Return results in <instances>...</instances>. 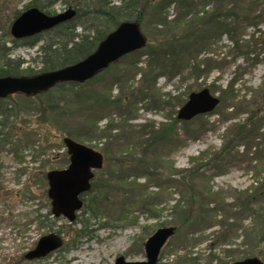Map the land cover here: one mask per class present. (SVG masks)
I'll return each mask as SVG.
<instances>
[{
	"label": "rangeland",
	"instance_id": "rangeland-1",
	"mask_svg": "<svg viewBox=\"0 0 264 264\" xmlns=\"http://www.w3.org/2000/svg\"><path fill=\"white\" fill-rule=\"evenodd\" d=\"M28 1L0 0V41L12 37L10 25L5 31L7 16L22 12ZM249 1L226 0L240 16L249 11ZM68 8L53 6L55 13ZM165 11L170 19L177 8L171 3ZM140 29L143 48L82 82L87 110L62 101L51 110L47 95L17 92L0 98V128L6 125L0 135V264H112L118 255L142 261L145 240L167 226L174 232L156 264H229L248 256L264 262V118L255 139L237 134L235 127L248 110L264 112V19L237 30V42L253 51L248 57L237 54L226 33L210 32L179 51L170 77L145 73L149 48L173 28L162 29L145 16ZM39 44L15 47L10 56L38 70ZM202 88L219 103L178 120L189 93ZM4 109L12 115L2 114ZM174 120L172 138L151 141ZM66 131L103 157L93 173L94 188L80 195L82 206L71 222L45 218L48 185L39 179L67 166ZM229 142L233 148L221 154ZM92 199L95 214L84 207ZM50 232L61 236L62 245L26 259L23 254Z\"/></svg>",
	"mask_w": 264,
	"mask_h": 264
},
{
	"label": "trees",
	"instance_id": "trees-1",
	"mask_svg": "<svg viewBox=\"0 0 264 264\" xmlns=\"http://www.w3.org/2000/svg\"><path fill=\"white\" fill-rule=\"evenodd\" d=\"M249 2V11L240 16V10L238 12V8L227 4L226 0H29L24 4L23 8L37 7L47 14H55L53 6L60 3L66 7H72L76 13L73 18L60 22L56 26L38 34L19 39L9 36L1 39L0 77H30L75 63L93 52L98 43L121 21L136 20L140 25L145 16L150 18L152 24L160 25L162 29L167 26L173 28V31H167L166 37L158 41L159 44L155 45L156 47L149 48L150 51L147 53L149 69L145 73L146 75L150 71V73L154 74V77L160 74H167L170 77L168 73L177 65L179 51L187 49L189 47L188 43L198 42L204 37H209L210 32L217 35L226 33L234 41V49L237 50V54L248 57L253 51L245 49L247 46L237 42L235 39L237 30L239 28L244 29L248 24L255 27L259 21L264 19V6H261L264 0H250ZM171 3L177 8V13L172 18L167 19L165 10ZM20 13L21 10L18 9L7 16L5 20L6 34L9 25ZM77 28H80V32H76ZM7 41L11 43L10 46H6L5 43ZM38 43L40 44L37 58H39L41 63L38 70L32 69L29 65L22 67L23 59L10 56L11 50L15 47H34ZM198 68L199 65L193 66V69ZM145 74L143 75V83L147 82ZM81 85L82 83L77 82H58L45 92L29 95H47L49 101L46 104L48 108L54 111H57L61 101L66 105L68 102H77L79 106L86 107L87 110L89 104L86 98L83 99L81 97L79 91ZM248 112L247 118L238 125L236 124L235 127L237 134L249 135L250 138L255 139L257 134H253V132L256 131L257 133L263 123L261 120L264 118V112L262 115L259 114L260 111L248 110ZM4 113L6 115L11 112L7 113V110L4 109L2 114ZM175 122L174 120L170 123L167 129H158V133L152 134L153 139L151 138V141L172 138L171 134L174 132L171 129H173ZM5 127L6 125H1L0 135L3 134ZM64 136L71 137V134L66 131ZM246 140L248 139L246 138ZM228 144L219 150L221 154L233 148L234 144L232 146L230 142ZM39 177L42 182L46 180L45 174H41ZM93 182L91 179L90 188L86 192L93 190ZM94 200L92 199L89 204L84 203V207L91 213L94 212ZM48 201L49 199L44 191V204H42L47 206V208L50 205ZM215 210L216 207H213L212 211ZM50 215L51 209H48L45 218Z\"/></svg>",
	"mask_w": 264,
	"mask_h": 264
},
{
	"label": "water",
	"instance_id": "water-1",
	"mask_svg": "<svg viewBox=\"0 0 264 264\" xmlns=\"http://www.w3.org/2000/svg\"><path fill=\"white\" fill-rule=\"evenodd\" d=\"M75 15L72 8L60 13L47 14L37 7L24 9L10 24L9 31L13 38L19 39L48 30L60 22ZM146 38L136 20H123L114 27L96 46L95 50L83 59L30 77H0V98L13 93L26 95L44 92L58 82L82 83L107 68L123 55L144 47ZM219 98L202 88L189 93L186 102L178 109V120H189L196 115L207 113L219 103ZM63 144L69 155L66 167L51 169L46 172L47 196L54 216H63L73 221L76 212L82 206L80 195L90 187L93 171L101 168L102 154L68 136L63 137ZM174 227L156 229L144 242L145 260L129 261L122 255L115 257L112 264H156L161 247L173 234ZM62 245L61 236L50 232L42 235L35 246L24 254L26 259H38L46 256ZM229 264H264L256 256H248Z\"/></svg>",
	"mask_w": 264,
	"mask_h": 264
},
{
	"label": "flooded vegetation",
	"instance_id": "flooded-vegetation-1",
	"mask_svg": "<svg viewBox=\"0 0 264 264\" xmlns=\"http://www.w3.org/2000/svg\"><path fill=\"white\" fill-rule=\"evenodd\" d=\"M40 221H41V220H40ZM38 239H39V238H38ZM36 242H37V241H36ZM36 242H35V244H36ZM35 244L32 246V248L35 246ZM32 248H31V249H32ZM29 250H30V249H29ZM29 250H27V251H29ZM27 251H26V252H27ZM26 252H25V253H26ZM25 253H24V254H25ZM24 254H23V256H24ZM41 258H42V257H41ZM38 259H39V258H38ZM28 260H29V259H28ZM31 260H34V259H31Z\"/></svg>",
	"mask_w": 264,
	"mask_h": 264
}]
</instances>
